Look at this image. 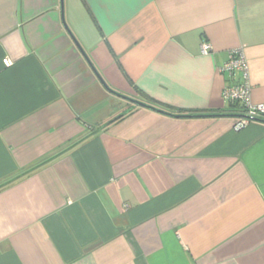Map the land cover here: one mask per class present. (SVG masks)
<instances>
[{"label": "crops", "instance_id": "1", "mask_svg": "<svg viewBox=\"0 0 264 264\" xmlns=\"http://www.w3.org/2000/svg\"><path fill=\"white\" fill-rule=\"evenodd\" d=\"M63 2L122 93L230 112L243 48L264 102V0ZM235 119L133 105L62 0H0V264H264V123Z\"/></svg>", "mask_w": 264, "mask_h": 264}, {"label": "built area", "instance_id": "2", "mask_svg": "<svg viewBox=\"0 0 264 264\" xmlns=\"http://www.w3.org/2000/svg\"><path fill=\"white\" fill-rule=\"evenodd\" d=\"M211 48V44L208 41H204L202 51L208 53ZM220 70L231 80L224 89L225 99L231 103H239L247 115L264 117V102L256 103L251 98L250 66L245 50L243 48H235L229 60L224 63ZM250 122L251 120L248 118H237L233 128L235 131H241Z\"/></svg>", "mask_w": 264, "mask_h": 264}, {"label": "water", "instance_id": "3", "mask_svg": "<svg viewBox=\"0 0 264 264\" xmlns=\"http://www.w3.org/2000/svg\"><path fill=\"white\" fill-rule=\"evenodd\" d=\"M62 11H63V21H64V25L65 28L67 29V31L69 32V34L71 35L72 39L74 40L75 44L77 45V47L79 48L80 52L83 54L84 58L87 60V62L89 63V65L91 66V68L93 69V71L95 72L96 76L99 78V80L103 83V85L105 86V88L111 92L112 94L125 99L131 103H133V105L135 106H142L145 107L147 109L165 114V115H169V116H173V117H178V118H215V117H230V118H248L251 121H256V122H261L264 123V117H258V116H250L247 115L245 113H232V112H227V113H191V114H184V113H175V112H171L169 110L163 109L159 106H156L154 104H151L149 102H146L144 100H141L139 98L133 97L131 95L122 93L116 89H114L113 87H111L107 81L105 80V78L102 76V74L100 73V71L98 70V68L95 66V64L93 63V61L91 60L90 56L88 55V53L86 52V50L83 48V46L81 45V43L79 42V40L77 39V37L73 34V32L71 31V29L69 28V26L67 25L66 19H65V15H64V2L62 0ZM123 115V113L121 114ZM120 115V116H121Z\"/></svg>", "mask_w": 264, "mask_h": 264}, {"label": "trees", "instance_id": "4", "mask_svg": "<svg viewBox=\"0 0 264 264\" xmlns=\"http://www.w3.org/2000/svg\"><path fill=\"white\" fill-rule=\"evenodd\" d=\"M140 91V90H139ZM142 95L143 99L146 100V101H150L151 99L149 98V96H147L144 92H142ZM150 103V102H149ZM151 104H153V102H151ZM155 105V104H154ZM156 106H158L156 104ZM160 107V106H159ZM162 108V107H161ZM164 109V108H163ZM230 112L232 113H245V110L243 107L240 106L239 103H232V108H230Z\"/></svg>", "mask_w": 264, "mask_h": 264}]
</instances>
